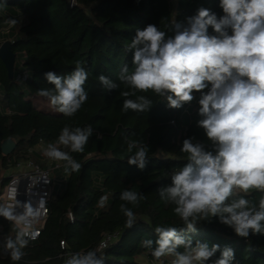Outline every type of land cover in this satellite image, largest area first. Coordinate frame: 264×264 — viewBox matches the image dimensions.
Here are the masks:
<instances>
[{"label": "trees", "instance_id": "16d2710c", "mask_svg": "<svg viewBox=\"0 0 264 264\" xmlns=\"http://www.w3.org/2000/svg\"><path fill=\"white\" fill-rule=\"evenodd\" d=\"M201 7L210 9L217 17L223 15L219 0H0V46L11 41L17 59L15 71L19 68L20 73H28L24 79L20 74L16 78L15 72L11 80L0 59V106L12 110L11 115H0V145L9 138L16 141L9 156L2 154L0 146L1 167L9 170L28 159L44 167L38 156L29 152L40 141L56 143L65 126L74 129L90 125L92 129L82 153L61 146L81 168L71 172L69 165L65 166V185L53 188L40 238L27 242L19 261L0 254V264H60L64 252L61 242L66 250L75 253L93 251L105 234L112 233L119 235L103 253L105 264H141L138 258L150 255L157 247L156 226L175 227L177 235L191 239L193 247L197 241L209 247L219 245L204 264H214L226 247L234 250L230 264H264V234L238 236L218 216L198 218L196 230L190 231L174 213L175 205L166 197L161 199L160 190L171 186L175 172L190 162L188 154L181 150L185 139L215 154V145L205 130L193 120L188 124L186 117L199 112H191L196 105L191 106L201 94L196 92L193 101L172 108L167 93L159 96L151 90L137 92L136 96L144 95L152 101L149 109L123 111L125 99H136L121 96L122 91L130 89L119 76L125 67L129 73L133 70V50L129 44L137 29L155 24L172 36L173 21L186 27L187 18L195 16ZM12 19L16 23L6 35L3 29ZM209 34H213L211 28ZM77 62L88 73L84 85L88 99L81 109L72 117H65L52 107L40 109L32 98L41 97L37 95L40 89L54 88L46 74L52 72L65 78L75 70ZM101 75L117 87L107 88L99 80ZM134 141L137 145L129 152L128 145ZM140 146L148 154L143 169L128 163ZM8 182L9 178L4 177L0 188ZM125 190L136 191L143 199L133 206L120 199ZM102 195L108 197L103 207L98 205ZM260 195L253 193L251 197L257 207ZM121 204L135 214L131 226L126 223ZM69 211L74 216L73 223L67 217ZM0 234L8 236L6 244L17 240L18 231L12 220L0 216ZM146 240L152 241L151 248L144 245ZM184 251L183 246L177 248V252Z\"/></svg>", "mask_w": 264, "mask_h": 264}, {"label": "clouds", "instance_id": "9594fccd", "mask_svg": "<svg viewBox=\"0 0 264 264\" xmlns=\"http://www.w3.org/2000/svg\"><path fill=\"white\" fill-rule=\"evenodd\" d=\"M223 15L217 17L210 9L201 7L195 16L187 18V26L173 21L174 35L167 36L155 24L137 29L129 47L133 50V70L125 67L120 81L127 86L120 94L136 96L137 92L151 90L159 96L167 93L169 107L179 108L194 100L199 92V114L204 117L198 124L215 145V154L204 147L183 141L182 152L190 161L172 176L171 186L161 189L165 197L175 205L174 213L195 231L198 218L218 216L220 221L231 226L241 237L264 234V0H219ZM10 20V25H15ZM211 28L213 34H209ZM53 89H40L37 95L46 97L54 111L65 117L74 116L88 99L84 85L88 73L79 62L75 70L65 78L48 72L46 74ZM107 88L117 85L105 76L99 77ZM207 89V91H205ZM152 101L144 95L136 99H125L123 111L143 112ZM91 126H65L56 143L40 146L43 155L51 160L66 161L71 172H78L81 164L68 151L82 153L89 137ZM137 142L128 145L131 152ZM145 147H137L128 163L145 167ZM68 171V168L65 169ZM244 195L241 196L240 194ZM260 193L257 205L251 199ZM239 196V198H234ZM247 197V198H246ZM120 199L135 206L143 199L136 191L125 190ZM108 200L102 195L98 205L103 207ZM19 204V202H17ZM26 213L14 216L10 207H0V216L6 219L25 220L36 216L30 205ZM131 226L135 214L131 208L120 205ZM157 247L152 256L159 260L167 255L176 258L172 264H204L219 249L177 235L175 227L156 226ZM151 248L152 241H144ZM27 246V240L18 234L17 240H9L6 247L11 250V260L19 261ZM183 246V253L177 248ZM234 250L226 247L214 264H230ZM64 264H102L91 250L71 255Z\"/></svg>", "mask_w": 264, "mask_h": 264}, {"label": "built area", "instance_id": "2783aa9c", "mask_svg": "<svg viewBox=\"0 0 264 264\" xmlns=\"http://www.w3.org/2000/svg\"><path fill=\"white\" fill-rule=\"evenodd\" d=\"M73 4V1H72ZM26 57V54L24 55ZM17 61V59H16ZM16 65V64H15ZM20 65L22 63L20 62ZM20 77L27 78V71H22ZM200 95L197 96L193 102L194 111L199 110V99ZM3 98V92L0 88V101ZM32 100L38 104L40 109H49L51 108L50 102L48 99H43L41 97H33ZM45 103H42V101ZM49 104V106H48ZM189 110V109H188ZM186 110L187 113L189 111ZM12 110L9 107L0 106V115H11ZM47 142L40 141L36 146L30 149L31 154H38L46 160L47 164L45 167H42L40 164L28 159L25 161L19 162L16 166L12 167L11 170H14L9 177L8 184L1 189L0 193V207H10L13 211L18 207L21 211V214L15 215L19 217L26 213L25 205H30L34 211L38 212L36 216H26L25 220L17 219V224L14 222V227L17 229L18 234L22 235V238L27 240V242H36L41 235L42 225L44 224L48 214V202L52 195V191L55 185V179L53 177V172L62 167L64 161H55L45 157L41 151L40 146H47ZM23 188V191L21 190ZM23 195L24 198L19 200V196ZM19 202V204H17ZM67 217L71 223L74 222V216L71 211L68 212ZM118 233L105 234L103 236L100 244L93 250L95 253V258L102 261V264H105L103 253L108 248V246L115 242L118 238ZM6 241L0 236V254L3 257L11 255V250L6 247ZM61 248L64 252L60 255L61 263L64 262L71 256L76 254L75 252L65 249V243H60ZM87 251H81L79 253H86ZM152 253V252H151ZM150 253V262L151 264H172L173 260H168L164 257H161L159 260L155 259Z\"/></svg>", "mask_w": 264, "mask_h": 264}, {"label": "water", "instance_id": "95a60500", "mask_svg": "<svg viewBox=\"0 0 264 264\" xmlns=\"http://www.w3.org/2000/svg\"><path fill=\"white\" fill-rule=\"evenodd\" d=\"M0 59L4 63L8 77L12 80L14 78L15 73V64H16V55L12 51V42L11 41H4L0 46ZM1 152L4 156L11 155L15 148H16V141L13 138L6 139L1 142ZM23 191V188L21 189ZM24 198L23 195L19 196V200ZM15 215L21 214V211L17 207L14 210Z\"/></svg>", "mask_w": 264, "mask_h": 264}, {"label": "rangeland", "instance_id": "374dc122", "mask_svg": "<svg viewBox=\"0 0 264 264\" xmlns=\"http://www.w3.org/2000/svg\"><path fill=\"white\" fill-rule=\"evenodd\" d=\"M16 78L19 76V74H20V69L19 68H16ZM42 103H45V101L43 100L42 101ZM48 106H49V104H48ZM194 111V108H191V112H193ZM187 120H188V124L190 123V121H195V122H198V121H200L201 119H203L204 117H202L200 114H199V112L197 113V114H193V116L192 117H190L189 116V114H187ZM11 169V168H10ZM10 169L9 170H5V169H3L2 167H1V165H0V182H1V180L4 178V177H7V176H9V174H10ZM4 175H6V176H4ZM53 175H56L55 176V178H56V180H55V186H57V188L58 189H60L61 187H63L64 185H65V175L66 174H64V171H60V170H58V171H56V172H53ZM0 190H1V188H0ZM15 224H17V219H13L12 220Z\"/></svg>", "mask_w": 264, "mask_h": 264}, {"label": "crops", "instance_id": "0c3cea01", "mask_svg": "<svg viewBox=\"0 0 264 264\" xmlns=\"http://www.w3.org/2000/svg\"><path fill=\"white\" fill-rule=\"evenodd\" d=\"M12 20H13V19H12ZM14 20H15V19H14ZM9 21H10V20H9ZM9 21H8L7 25H6V26L4 27V29H3V33H5L6 35H7L8 31H9V29H11V28L14 26V25H10V24H9ZM9 37H11V36H9ZM6 41H7V40H6ZM36 155L38 156L39 160L42 162V164H43L44 167H45V165L47 164L46 160H44V158L41 157L40 155H38V154H36ZM67 165H68V164L63 163V166L60 167V168H58V169L55 170L54 172H56V171H58V170H60V171H64V174H66L64 178H66L68 175H67V172L65 171V166H67ZM10 171H11V172H10L9 176H7L8 178H9L13 173H15L14 170H11V169H10ZM4 176H6V175H4ZM55 176H56V175H53L54 179L56 180ZM56 177H57V176H56ZM54 186H55V185H54ZM56 188H57V186H56ZM0 236H1L5 241H7L8 236H6V235H1V234H0ZM138 262H140L141 264H151V262H150V255H149V254L141 255V256L138 258Z\"/></svg>", "mask_w": 264, "mask_h": 264}]
</instances>
